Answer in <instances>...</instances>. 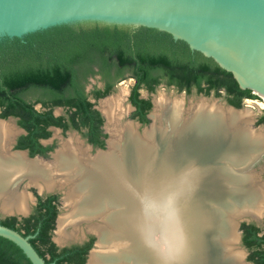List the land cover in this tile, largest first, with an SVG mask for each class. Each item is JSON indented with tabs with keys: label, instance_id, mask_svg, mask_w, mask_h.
Returning a JSON list of instances; mask_svg holds the SVG:
<instances>
[{
	"label": "bare ground",
	"instance_id": "bare-ground-1",
	"mask_svg": "<svg viewBox=\"0 0 264 264\" xmlns=\"http://www.w3.org/2000/svg\"><path fill=\"white\" fill-rule=\"evenodd\" d=\"M215 54L264 95V87ZM126 93L120 88L100 100L109 137L94 155L70 136L50 160L27 158L11 149L12 121L0 120V209L27 211L29 196L16 192L23 181L39 191L64 190L70 211L57 218L58 241L72 238L84 216L103 217L101 225L86 226L98 235L87 264H203L201 235L214 230L224 247L218 264H244L242 250L234 248L237 221L259 216L264 207L262 182L247 171L264 149V133L248 126L252 111L204 100L185 109L179 97L159 94L153 97L152 123L140 133L127 120ZM201 190L219 210L202 209L200 196L194 198ZM125 224L128 246L116 252L112 241L122 239Z\"/></svg>",
	"mask_w": 264,
	"mask_h": 264
},
{
	"label": "trees",
	"instance_id": "trees-1",
	"mask_svg": "<svg viewBox=\"0 0 264 264\" xmlns=\"http://www.w3.org/2000/svg\"><path fill=\"white\" fill-rule=\"evenodd\" d=\"M95 75L104 82L102 89L90 91L95 99L108 95L126 76L134 79L128 97L134 106L131 118L143 125L149 122L152 103L140 96V89L153 92L161 83L187 94L223 96L236 108L242 107L244 98H258L251 89L241 88L232 72L167 31L99 21L53 25L21 37L0 38V117H15L25 130L15 148L47 157L52 146L40 140L50 136V126L80 131L88 143L104 148L103 118L85 91L88 78ZM37 103L41 108L35 107ZM57 106L64 107L65 114L54 115ZM256 124L264 125V112ZM36 197L28 216L0 217V224L29 236L46 263L84 264L94 239L59 248L51 239L58 195ZM241 229L247 260L264 264V234L259 235L254 224L242 223ZM0 264L32 263L15 243L0 236Z\"/></svg>",
	"mask_w": 264,
	"mask_h": 264
},
{
	"label": "water",
	"instance_id": "water-1",
	"mask_svg": "<svg viewBox=\"0 0 264 264\" xmlns=\"http://www.w3.org/2000/svg\"><path fill=\"white\" fill-rule=\"evenodd\" d=\"M80 21H99L107 24H125L132 27L142 25L167 31L174 39L185 40L191 49L199 50L205 56L211 57L222 68L232 72L233 77L241 88H249L253 93L258 94L264 99V95L256 90L249 80L242 82L236 75L235 70L229 64L221 61L215 54L216 52L224 56L264 87V0H0V38L4 36L21 37L26 33L53 25ZM151 103L153 107L154 101L152 100ZM224 103L225 105L222 108L225 110L237 111L240 109L228 104L225 99ZM130 106L134 110V106L131 103ZM57 107L62 108L60 106ZM149 114L150 111L147 114L148 118L150 117ZM102 115L104 116L103 113ZM7 119L16 121V118L13 116H8L7 118L0 117L2 121ZM128 120L137 125V127L138 125H143L136 119L131 118ZM255 121H257V118ZM243 123L244 121H242ZM13 124L17 129V133L11 143L12 150L24 152L26 157L30 159H49L38 154L30 156L26 149H16V139L20 134H24L25 130L17 122H13ZM105 124L106 118L104 127ZM224 125L230 133H234L230 129V127L234 129V126H230L227 123H224ZM259 125L264 127L263 124ZM48 129L62 130L56 126H50ZM48 138L41 139V142L48 140ZM105 143L107 147V139ZM88 146L92 147L90 144ZM97 149L100 151L105 148ZM26 185L32 184L26 183ZM34 188L36 189V195L33 196L31 201L34 205L36 204L37 195L46 196L50 194L48 190L39 191L35 186ZM42 192H45L44 195L41 194ZM197 196H200L199 205L202 206L204 211L208 209L219 210L217 209V205H214V201H209L206 197L205 199L203 198L202 190L201 194L198 195L196 193L194 198ZM32 209L29 205L27 211L23 213L5 212L1 209L0 212L5 214L4 217L15 216L17 219H21L28 216ZM90 215L91 217L89 218L84 216L85 218L79 221L78 226L80 224H85L86 226L101 225L103 217L100 213ZM58 216L59 214L55 220V227ZM195 221L196 217H194L193 223L198 227V223H195ZM255 221L259 224L262 223L261 218H257ZM239 224L238 222L237 231ZM127 229L128 227L125 224L122 227V231H120L124 233L122 239L112 241V249L114 248L113 250H116V252L119 249V251H123L128 246L125 237ZM87 232L93 234L95 240L93 246L88 251L84 264H87L90 251L96 247V241L98 240L96 232L90 229H87ZM212 232L207 231L206 235H201V238H203V241L200 242L203 250V264H218L220 250L224 249L221 236L215 235L218 230H214L215 233ZM0 236L15 243L32 264H49L44 261L29 242V236H23L19 231L2 224H0ZM86 238L85 234L79 241L74 243L79 244ZM51 239L55 244L57 243L59 248L68 246L59 245L63 242ZM123 242H125V245H123ZM242 250L245 253L243 247ZM243 261L247 264H252L245 259V254ZM131 262L134 261L131 260Z\"/></svg>",
	"mask_w": 264,
	"mask_h": 264
},
{
	"label": "rangeland",
	"instance_id": "rangeland-1",
	"mask_svg": "<svg viewBox=\"0 0 264 264\" xmlns=\"http://www.w3.org/2000/svg\"><path fill=\"white\" fill-rule=\"evenodd\" d=\"M133 83H134V79L131 78L130 76H126L125 79L118 81L113 86V88L111 89L108 96L117 92L120 88H125L127 91L126 103L128 104V106H130V102H129L128 97H129L130 90H131ZM102 85H103V82H102L100 76L95 75V76L88 78L87 83L85 85V88H86V91L88 93H90V91L93 89V87H95V86L96 87H102ZM159 94H164L165 96L167 95V97H170V98L179 97L180 99H182L183 106L185 109L189 108V106L195 104L196 102H198L200 100H204L209 104L215 103V104H218L221 106L225 105L223 96L216 97V96H214L213 93H211L209 96H204L202 94L196 93L195 91H192L191 93L187 94L185 91H179L174 86H167L164 83L159 84L153 92H149L145 88L140 89V96L143 98H149L151 101L154 99L153 97H155V95L158 96ZM28 99L34 100L35 96H28ZM89 99L94 103L95 107L98 110H100V112L102 113L101 109L99 108L100 99L94 100L91 96H89ZM258 101L263 103V105L262 106L259 105ZM263 106H264V100L261 98L245 99V100H243V105L240 108L241 110H243L244 108H249L252 111V115L250 116V118H248V119H251V121L248 122V126L251 129H253L255 131H260L262 133H264V127L256 124L255 120L263 112V108H264ZM35 107L39 108L40 104L37 103L35 105ZM132 111H133L132 107L129 108L128 117H130V118H127V120L131 119ZM152 111H153V107L151 108L150 112H152ZM53 113L56 115H63V114H65V109L55 107L53 109ZM104 119H105V116H104ZM5 121L11 122L12 120L7 119ZM13 122L16 123V121L14 120L11 123H12L13 128H14V133H17V129L15 128ZM150 123H152V119L149 117V122L145 125H138L137 130L140 132L142 130V128H144V127L147 128V126H149ZM104 130H105L106 137H109V135H108L109 133L106 131V127H104ZM55 133H56V135H55ZM70 136L77 137L79 139V141L82 143V145L84 147L88 148V153L90 155H94L98 151L97 148L94 149V148L88 146V143L86 142V140L83 137L82 132H80V131L73 130V129H68L66 131H62L60 129L50 130V136H49L48 140L42 141V143L44 145H51L52 146V150L48 152L47 158H50V154L52 152H55L58 149L61 141L65 140L66 138H68ZM105 148H106V146H105ZM10 152H14V151L10 150ZM247 171L249 173L251 172L253 174H256L255 176H257L258 180L261 182H264V149H263V152L260 153L259 157L253 163L252 167L250 169H248ZM16 192H19V193L23 192L24 194L29 196V201H28L29 203L28 204L31 206V209L34 207V203H31L33 196L36 195V189L34 188L33 185H26V181H23L18 185V190H16ZM44 193L45 192H42L41 194L44 195ZM49 193H54V194L58 195V208H59L58 214L59 215L67 214L70 211V206H66L65 199H64V197H65L64 190L55 188L54 190L50 191ZM4 216H5V214L0 212V217L3 218ZM243 220L253 222L252 219H243ZM72 229H73V227L67 228L68 231H72ZM56 230H57V227H55L54 232H52L51 238H53V239L57 238L58 233ZM89 232H91V231H89ZM72 234L74 237L72 236V238L66 239L65 242L64 241H58L57 239L56 240L58 242H63L59 245H70L74 242L79 241L80 238L83 237L85 234L87 237L92 235L95 239V236L93 234H90L87 232V228H86L85 224H80L79 227H77L76 231ZM56 245H57V243H56ZM235 246L236 247H234V248L236 250H239V251L242 250L241 244L239 242ZM244 254H243V256H244Z\"/></svg>",
	"mask_w": 264,
	"mask_h": 264
},
{
	"label": "flooded vegetation",
	"instance_id": "flooded-vegetation-1",
	"mask_svg": "<svg viewBox=\"0 0 264 264\" xmlns=\"http://www.w3.org/2000/svg\"><path fill=\"white\" fill-rule=\"evenodd\" d=\"M100 76V75H99ZM103 82V81H102ZM96 87V86H95ZM104 87V82H103V85H102V87H97V88H103ZM94 88V87H93ZM85 91H86V88H85ZM252 91V90H251ZM86 93H88L87 91H86ZM253 93V92H252ZM255 94V93H254ZM255 95H257L258 96V98H261V99H263L261 96H259L258 94H255ZM89 96H91L92 97V95L90 94V93H88V98H89ZM93 98V97H92ZM105 98V97H104ZM258 98H256V99H258ZM94 100H98V99H95V98H93ZM103 99V98H102ZM245 99H251V98H244L243 100H245ZM90 100V99H89ZM101 100V99H100ZM264 100V99H263ZM91 101V100H90ZM92 102V101H91ZM40 104V103H39ZM60 107H62V106H60ZM94 108H95V105L93 106ZM264 107V106H263ZM39 108H41V104H40V107ZM62 108H64V107H62ZM65 109V108H64ZM95 109H97V108H95ZM98 110V109H97ZM99 111V110H98ZM100 112V111H99ZM263 112H264V108H263ZM263 112L260 114V115H262L263 114ZM54 114V113H53ZM100 114H101V116H102V118L104 119V116L102 115V113L100 112ZM55 115V114H54ZM259 115V116H260ZM258 116V117H259ZM258 117H257V119H258ZM106 118V117H105ZM104 121H105V119L103 120V124H102V131H103V133H105V130H104ZM107 122V121H106ZM105 127H106V124H105ZM63 131V130H62ZM107 131V130H106ZM84 137V136H83ZM108 137H105V139H104V143H105V140L107 139ZM84 139L86 140V138L84 137ZM40 142H41V140H40ZM86 142H87V140H86ZM42 143V142H41ZM88 143V142H87ZM43 144V143H42ZM88 144H90L91 146H92V148H94V149H96V148H98V147H94L91 143H88ZM106 144V143H105ZM44 145V144H43ZM106 146V145H105ZM105 146H104V148H105ZM48 156V155H47ZM262 185H263V189H264V182H262ZM50 194H54V193H50ZM48 195V194H47ZM56 195V194H55ZM242 218H239L238 219V221L237 222H239L240 224H239V227H238V231H236L237 232V238H236V245H237V243H238V239H239V243L241 244V247H243L244 249H245V259L247 260V256H248V254H249V251H248V249L242 244V229H241V224L242 223H245V224H254L255 226H257L259 229H260V231H259V235H262V234H264V207H263V209H262V211L260 212V214H259V216H257V217H255V216H250V215H243V216H241ZM257 218H261V220H262V223L261 224H259V223H257L256 221H255V219H257ZM243 219H252L253 220V222H250V221H246V220H243ZM236 230H237V228H236ZM91 238H93L94 239V237L92 236V235H90V236H88L85 240H83L81 243H79V244H83V243H86V242H89L90 241V239ZM95 240V239H94ZM94 240H93V242H94ZM74 244H78V243H74ZM70 245H72V244H70ZM92 246H93V243H92ZM96 247H97V245H96ZM95 247V248H96ZM94 248V249H95ZM89 251V250H88ZM242 252H243V254H244V251L242 250ZM88 254V253H87ZM244 257V256H243ZM87 258V257H86ZM248 261V260H247ZM248 262H251V261H248ZM252 263V262H251ZM253 264V263H252Z\"/></svg>",
	"mask_w": 264,
	"mask_h": 264
}]
</instances>
